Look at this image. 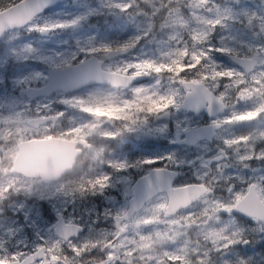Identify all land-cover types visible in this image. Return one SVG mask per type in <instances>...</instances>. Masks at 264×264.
I'll return each mask as SVG.
<instances>
[{
	"label": "snow or ice",
	"instance_id": "1",
	"mask_svg": "<svg viewBox=\"0 0 264 264\" xmlns=\"http://www.w3.org/2000/svg\"><path fill=\"white\" fill-rule=\"evenodd\" d=\"M0 264H264V0H0Z\"/></svg>",
	"mask_w": 264,
	"mask_h": 264
}]
</instances>
